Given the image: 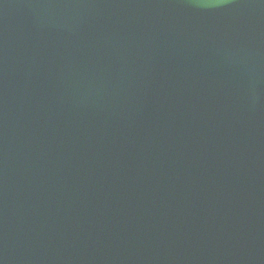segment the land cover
I'll return each instance as SVG.
<instances>
[{"label": "water", "instance_id": "obj_1", "mask_svg": "<svg viewBox=\"0 0 264 264\" xmlns=\"http://www.w3.org/2000/svg\"><path fill=\"white\" fill-rule=\"evenodd\" d=\"M0 264H264V0H0Z\"/></svg>", "mask_w": 264, "mask_h": 264}]
</instances>
